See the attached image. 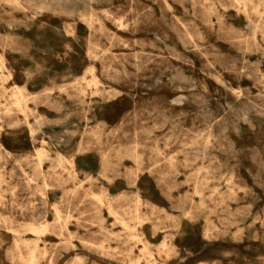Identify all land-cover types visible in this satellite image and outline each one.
<instances>
[{
	"label": "rangeland",
	"instance_id": "obj_1",
	"mask_svg": "<svg viewBox=\"0 0 264 264\" xmlns=\"http://www.w3.org/2000/svg\"><path fill=\"white\" fill-rule=\"evenodd\" d=\"M0 264H264V0H0Z\"/></svg>",
	"mask_w": 264,
	"mask_h": 264
},
{
	"label": "bare ground",
	"instance_id": "obj_2",
	"mask_svg": "<svg viewBox=\"0 0 264 264\" xmlns=\"http://www.w3.org/2000/svg\"><path fill=\"white\" fill-rule=\"evenodd\" d=\"M90 1V0H89ZM35 5V4H34ZM41 7V6H40ZM38 9V8H37ZM187 32V31H186ZM4 65V64H3ZM3 68H4V66H3ZM95 68V67H94ZM86 73H90L91 75H92V77L94 78V76H93V74H92V69H88L87 71H86ZM118 73V72H117ZM122 74H123V72H122ZM216 76V75H215ZM112 77V76H111ZM114 77V76H113ZM220 83V82H219ZM225 85V84H224ZM5 87V86H4ZM6 88V87H5ZM16 89H15V91H14V93H13V96L15 97V100H16V102L18 103L20 100H22L23 98H24V94H23V92L19 89V87L18 86H16L15 87ZM107 91V90H106ZM115 92H116V90H115ZM81 93V92H80ZM117 93V92H116ZM13 98V97H12ZM111 98V97H110ZM220 103V102H219ZM222 104V103H221ZM85 117V116H84ZM41 123V122H40ZM39 123V124H40ZM38 124V125H39ZM42 125V124H41ZM41 125H40V127H41ZM43 126V125H42ZM32 147V146H31ZM3 149V148H2ZM4 150V149H3ZM45 150L44 149H38L37 150V159H38V164H39V166L41 165V163L43 162V157H44V155H45V152H44ZM4 152V151H3ZM2 154V153H1ZM15 163V162H14ZM74 173V172H73ZM46 200V199H45ZM52 208V207H51ZM125 212V211H124ZM58 214V213H57ZM45 220V219H44ZM45 228H46V224H42V225H40V226H38V227H31L30 229H31V231L32 232H34V233H42V232H44L45 231ZM67 229V228H66ZM66 231H68V230H66ZM70 243V242H69ZM165 244V243H164ZM71 245H73V243L71 244ZM30 259H29V261H30V263H32L33 262V258H34V255H33V252H31V255H30V257H29Z\"/></svg>",
	"mask_w": 264,
	"mask_h": 264
}]
</instances>
